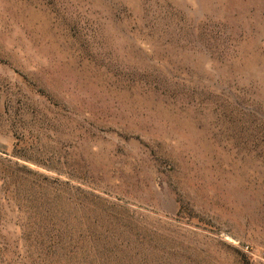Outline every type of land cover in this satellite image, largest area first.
<instances>
[{"label":"rangeland","instance_id":"rangeland-1","mask_svg":"<svg viewBox=\"0 0 264 264\" xmlns=\"http://www.w3.org/2000/svg\"><path fill=\"white\" fill-rule=\"evenodd\" d=\"M0 264H264V0H0Z\"/></svg>","mask_w":264,"mask_h":264}]
</instances>
